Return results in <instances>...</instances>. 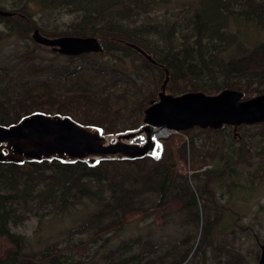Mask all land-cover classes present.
Segmentation results:
<instances>
[{"label":"trees","instance_id":"1","mask_svg":"<svg viewBox=\"0 0 264 264\" xmlns=\"http://www.w3.org/2000/svg\"><path fill=\"white\" fill-rule=\"evenodd\" d=\"M31 1L24 0L21 5L12 3L10 8L0 6L13 13L0 15V20L4 19L7 25L8 31L4 34L28 39L29 32L38 27L48 36L94 35L101 50L63 54L66 60H60L62 53L57 51L51 57H43L37 50L41 44L35 41V45L15 51L11 55L21 61L0 69L1 124L17 122L36 110L70 115L74 106L61 97L67 93L85 108L80 116L82 120L70 115L81 124L98 126L102 133L136 128L143 108L150 99H157L156 79L139 86L141 74L151 67L156 69L160 83L164 69L167 70L164 91L171 94L190 90L215 93L225 87L240 90L242 98L264 92V0H177V3H173L174 0H49L48 8L77 13V18L64 27L42 17L40 23H35L29 13ZM39 5L43 6V2ZM15 26L17 30H12ZM3 33L0 32V38ZM124 41L138 44L157 63L149 62ZM127 51L137 55L141 67L123 63ZM96 52L99 54L91 59V67L75 63L76 59H85ZM104 54L108 56L102 60L100 55ZM45 58L49 59L47 63L43 61ZM29 66L32 71L27 76L9 78ZM39 78L46 85L45 90L39 89ZM79 78H84L85 83L77 81ZM66 83L61 92H52L53 87L61 88ZM119 88L118 92L111 91ZM113 93L120 94L113 96ZM124 112L125 123L117 125L118 116ZM246 125L239 124L235 129ZM248 125L252 127V134L264 139V122ZM227 126L231 125L194 126L180 132L187 133L192 128L224 131ZM241 131L232 136L240 141L233 149L234 156L226 151L225 157L220 156L224 159L223 167L213 170L204 166L200 173L196 165L203 162L200 159L203 154L197 149L188 154L185 139L177 146L173 137L160 139L161 151L155 157L100 159L94 164L82 160L66 162L55 157L20 163L0 161V242L4 243L0 264H153L157 258L147 255L152 244L129 254L124 252V248L129 249L141 241L135 236L121 241L114 249L117 251L114 256H98L93 242L104 233L119 230L128 214L151 215L156 219L153 214L168 208L173 199L179 202L175 211L183 210L182 220L197 224L196 195L204 192L212 173L219 174L225 167L229 173L235 172L237 164L251 165L252 158L260 153L258 149L248 148L245 131ZM262 144L264 147V142ZM176 146L184 163L190 156L189 177L200 182L196 188L187 182L188 173L176 165ZM194 146L192 143L191 149ZM205 154L210 155L208 150ZM259 158L264 161V156ZM254 179L264 180V174L258 173ZM257 180L250 183L255 186ZM144 197L149 198L148 205L143 204ZM73 214L77 222L67 230L64 239L44 247L32 248L28 237L15 229L32 216L41 221L44 217ZM219 216V213L211 215V219L200 225L204 236L212 234ZM75 233L85 236L74 237ZM188 236L187 232L182 242ZM222 250L226 252L225 264H245L239 251ZM184 255L183 249L177 259L182 260Z\"/></svg>","mask_w":264,"mask_h":264},{"label":"rangeland","instance_id":"2","mask_svg":"<svg viewBox=\"0 0 264 264\" xmlns=\"http://www.w3.org/2000/svg\"><path fill=\"white\" fill-rule=\"evenodd\" d=\"M23 2L24 0H0V6L10 8L12 3H19L21 5ZM39 2H43V6L39 5ZM177 2L179 1H173V3ZM48 6L49 0L31 1L29 13L33 15V21L35 23H40V17H42L44 20H50L48 21L49 23L56 22L61 27H64L77 18L75 11L67 12L51 7L48 8ZM6 27L5 20H0V32L8 31ZM17 28L15 26L12 30H17ZM31 33L32 30L29 32L30 38L28 39H20L4 33L2 34L0 38V64L10 63L7 66H0V69L9 68L13 63L21 61V59L11 55L15 51L30 44L35 45L36 42L32 39ZM37 50L43 57H51L54 55V50L47 45L41 44ZM97 54L99 52L92 53L85 59H76L75 63L80 65V67L87 65L91 67V59ZM60 56V60H66L64 59L65 55L61 54ZM107 56L105 54L100 55V58L105 60ZM48 60V58H45L43 61L47 63ZM123 63L129 66L135 65V68L142 66L140 59L131 51H127ZM47 70L52 71L51 69ZM31 71L32 68L29 66L22 73L12 74L9 78L12 80L14 75L27 76V73ZM136 72L139 73V70L137 69ZM141 76L142 82L139 85L141 87L145 86L151 79H156L155 94L160 84L156 69L151 67L150 71H145ZM83 79L79 78L77 81L85 83ZM41 82L39 78L38 87L40 90H45L47 87ZM67 84H64L61 88L53 87L52 92H61ZM149 88L152 89V85H149ZM129 89L132 90L133 87ZM119 90L120 88L111 91L118 92ZM167 92L172 93L171 91ZM119 94L113 93V96ZM34 95L37 94L34 93ZM38 97L44 100L41 96ZM61 97L62 101L71 103L74 106L75 110L70 115L75 119L82 120L80 116L85 110L83 105L79 104L76 99L69 98L67 93L62 94ZM125 117L126 112L119 115L117 125L125 123ZM241 130L245 131L244 140L248 148L252 150L258 149L260 153L252 158L251 165H246L245 163L237 164L235 166V172L229 173L227 171L228 167H225L219 174L215 171L212 173L208 184L204 187V192L200 196L196 195V206L198 207L197 224L192 223L190 220H182L183 215L181 212L183 210L175 211L179 206V202L173 199L170 201L168 208L160 209L153 214L156 219L151 215L139 216V213L126 215V223L119 230L104 233L95 242L92 241L97 255L109 254L114 256L117 254V251L114 249L121 241L135 236L141 241L135 243L129 249L124 248V252L129 254L133 250H139L140 247L147 248L149 244H152V248L147 249V255L157 258L153 261V264H225L226 252L222 248L235 249L241 253L245 264H255L259 253L257 239L258 241L264 240V180L254 179L256 174H264V161L259 158L264 156V147H262L264 139L257 134H252V127L248 124L234 131L232 130V126L225 127L224 131H201L197 128H192L187 133L165 128L166 134L158 137L159 146L152 156H158L160 153L161 138L168 140L170 137H173L177 141V146L182 139H185L189 147L188 154L192 153L194 149L199 150L203 154L200 158L203 159V162L196 165L198 173L201 172L204 166L217 170L224 165V159H220V156L225 157L226 151L231 157L234 156L233 149L240 144V141L232 136L238 135V133L242 132ZM139 135L142 136V133ZM141 140H143V137L142 139H131V141ZM192 143L195 145L193 149H191ZM201 143L202 146H199ZM177 146L174 148L176 165L179 169L185 171L186 174L188 173L187 182L196 188L200 182H195L191 176L189 177L191 172L190 168L192 167V162L189 159L190 156L188 155L184 163L178 154ZM206 150H208L210 155L205 154ZM252 180H257L255 186L250 183ZM236 181L239 183L238 185L234 184ZM148 202L149 198L144 197L143 204L148 205ZM216 213H219L220 216L212 228V234L210 236H204L200 225L206 220L211 219V215H215ZM158 215L159 218H157ZM207 215H210L209 218L206 217ZM76 222L77 216L74 214L70 217H44L41 218V221H38L37 216H32L26 219L23 224L15 227V229L28 237L32 248H39L58 239H64L68 234L67 230L74 226ZM187 232L189 236L185 242H182ZM78 236L82 238L85 234H74V237ZM92 238H88V240H92ZM2 247H4V243L1 241L0 251ZM175 248L177 250L174 251ZM183 249L185 251L184 258L182 260L181 258L177 259Z\"/></svg>","mask_w":264,"mask_h":264},{"label":"water","instance_id":"3","mask_svg":"<svg viewBox=\"0 0 264 264\" xmlns=\"http://www.w3.org/2000/svg\"><path fill=\"white\" fill-rule=\"evenodd\" d=\"M0 14L10 15L12 12L0 9ZM31 37L67 55L101 50L94 35L48 36L35 27ZM124 42L149 62L157 63L138 44ZM167 79V70L164 69L157 99H150L143 108L141 122L136 128L102 133L100 127L81 124L70 115L39 110L23 115L14 123H0V161L20 163L55 157L66 162L82 160L94 164L100 159L153 155L149 152L154 145L150 133L155 127L183 130L192 126L219 128L227 124L234 131L242 123L264 122V92L242 98L240 90L225 87L215 93L190 90L171 94L164 91ZM141 133L143 140L131 141ZM257 243L259 253L255 264H264V240L257 239Z\"/></svg>","mask_w":264,"mask_h":264},{"label":"bare ground","instance_id":"4","mask_svg":"<svg viewBox=\"0 0 264 264\" xmlns=\"http://www.w3.org/2000/svg\"><path fill=\"white\" fill-rule=\"evenodd\" d=\"M13 14V13H12ZM12 14L10 15H1V16H11ZM166 133H165V128H157L155 127L154 129L151 130V133H150V138L154 141V145L153 147L149 150V152H152L154 153L156 151V149L158 148L159 146V142H158V137L159 136H164ZM114 138V137H113ZM111 138V139H113ZM138 138H141L142 139V136L141 135H137L135 137V139H138ZM106 140V139H105ZM107 141V140H106ZM205 168V167H204Z\"/></svg>","mask_w":264,"mask_h":264},{"label":"flooded vegetation","instance_id":"5","mask_svg":"<svg viewBox=\"0 0 264 264\" xmlns=\"http://www.w3.org/2000/svg\"><path fill=\"white\" fill-rule=\"evenodd\" d=\"M192 127H194V126H192ZM198 127V126H197ZM189 128H191V127H189ZM201 128V127H200ZM186 129H188V128H186ZM171 130H173V129H171ZM184 130V129H183ZM174 131H178V130H174ZM149 156H152V155H149ZM153 157V156H152Z\"/></svg>","mask_w":264,"mask_h":264}]
</instances>
